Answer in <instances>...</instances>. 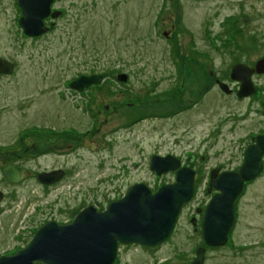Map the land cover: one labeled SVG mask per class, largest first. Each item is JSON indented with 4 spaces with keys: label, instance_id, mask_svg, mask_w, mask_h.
Instances as JSON below:
<instances>
[{
    "label": "rangeland",
    "instance_id": "1",
    "mask_svg": "<svg viewBox=\"0 0 264 264\" xmlns=\"http://www.w3.org/2000/svg\"><path fill=\"white\" fill-rule=\"evenodd\" d=\"M59 8L63 13L53 27L29 40L17 24L20 14L15 1L0 0V53L16 62L12 79L36 80L43 90L46 84L58 82L61 93V82L67 77L125 73L123 96L108 89L105 99L117 104L115 98L127 101L136 96L140 108L135 115L174 105L175 92L170 93L168 86L169 74L175 71L173 61L188 65L200 60V50L210 48L214 62L254 60L264 54V39L259 36L264 32V0H57L54 9ZM182 77L178 83L185 87L188 100L195 94L196 81L188 71ZM51 97L34 92L28 116L42 104L43 113L56 116L60 129L71 126L74 137L89 133L79 141L74 138L72 144L82 148L68 155L69 176L50 185L48 192L32 179L12 184L0 181V255L24 245L46 221L69 222L87 205L104 209L133 183H144L155 191L173 182V172L156 176L148 169L150 155L173 154L183 159L194 154L192 169L197 155L204 156L206 167L219 160L233 168L242 160L245 147L236 138L242 134L244 121L235 123L233 134L222 126L216 139L201 147L196 121L200 109L196 107L173 121L142 117L124 130L118 125L126 121L125 113L132 116L133 112L99 116L93 106L84 112L76 95L59 103ZM16 102L15 97L0 100L8 107L11 104L10 114L16 113ZM232 106L235 113L243 109L237 103ZM225 110L221 106L218 112ZM53 157L38 161L35 169L64 165ZM201 169L194 181V195L182 205L169 235L150 247L118 244L112 264H188L193 259L195 248L203 245L196 226L201 209L214 193L208 191V177ZM233 212L234 229L226 243L205 246L203 264H264V175L245 186Z\"/></svg>",
    "mask_w": 264,
    "mask_h": 264
},
{
    "label": "flooded vegetation",
    "instance_id": "2",
    "mask_svg": "<svg viewBox=\"0 0 264 264\" xmlns=\"http://www.w3.org/2000/svg\"><path fill=\"white\" fill-rule=\"evenodd\" d=\"M14 1L16 4V0ZM56 1L57 0H52L50 4V12L56 11V15L53 18L48 15L42 20L43 27L46 29L37 36H27L23 34L20 28L23 36L29 40H34L41 37L45 31L53 27L55 19L59 18L63 13L61 8L54 9ZM46 23H48V26H46ZM259 36L264 39V32L259 33ZM212 47L214 48L215 46ZM210 49L200 50L198 52L200 60L192 61L188 65L186 62H172V64L175 65V71L171 72L168 77L169 92H175V95L171 97L174 100V105L172 107L167 108L165 111H155V108H153L151 113H141L139 115L134 114V111L140 108L139 102L135 100L136 96L127 101L121 98L126 89L125 81L127 75L125 73L126 77L124 80L119 79L118 74L120 73L116 72L115 74L112 73L111 76H101L97 83L89 84L80 89L73 88L71 84L75 82L79 76H89L91 74H79L78 76L67 77L61 82L62 92L59 93L58 90L60 87L58 86V82L46 84V89L44 88L45 90H43V87L40 85L41 83H37L36 80L27 81L21 78L12 79V75L15 74L18 69L16 62L8 56H5V54L0 53V100L5 102V100L11 101L13 97L17 99V102L14 104L16 113L11 112L10 114L11 104L9 107L8 104H0V181H6L12 184L22 180L32 179L38 183L44 193L48 192L50 185L61 182L64 178L69 176V168L66 167L68 155L73 153L74 149L77 147L82 148L79 143L76 145L72 144L74 138L79 141L82 136L89 133V131L82 132L79 136L74 137L71 126H68L66 129H60L56 116L53 118L47 112L43 113L42 104H39L38 108H34L35 110L32 111L33 114L28 116L27 107H29L32 102L31 99L34 92L52 97L54 95L58 103L59 101L65 102L69 97H74L76 95L80 103L79 106L84 112H90L91 108L96 107L95 113L99 116L110 113L123 112L124 114L127 111L133 112L134 115L132 116L125 113L126 121L118 125L119 128H123L124 130L126 128L129 129L130 125L137 123L142 117L148 116L152 119L163 118L173 121L178 117H184L188 111L196 107L200 109L196 118L198 130L201 131L198 146L206 147V144L210 145L209 142L216 139L214 136L220 132L222 126H227L230 133L233 134L232 132L235 131L234 129L236 127L235 123L238 121H244V127L241 129L242 134L238 135L236 140L242 142L245 148L254 144L258 136L264 143V70L260 72L254 70L256 61L263 58L264 54L254 60L235 59L214 62L210 59ZM176 64H181L183 66L177 67ZM232 66L245 67L244 70L243 67H239L242 69L236 71L235 76L238 74L244 78L247 77V85L241 87V81L239 79H234L230 75V68ZM182 68L184 69L183 71L180 70ZM187 71L196 81L195 84L197 86L195 94L188 100H186L183 92L185 87L181 85V83H178V80H183L182 75ZM113 85L114 87H112ZM108 89H114L116 92L114 95H121L120 98L114 99L119 100L117 104L106 102L105 98L107 97ZM238 93L244 95H239ZM225 101H230L231 104L228 106ZM234 103L240 104V106H243V109L235 113L234 107L232 106ZM221 106L225 107L226 110L222 112V114H219L218 110ZM102 121H106V118H103ZM202 132L204 134H202ZM50 155L55 156L53 157L56 160L55 162L62 161L64 165L50 167L48 169H35L36 165L39 164L38 161L50 159ZM190 157L191 161L187 163L186 160ZM195 157L196 155L192 154L186 155L183 159L176 158L179 159V166H187L192 169L193 165H195V161H193ZM203 160V155H197L196 167L194 166V169H192L194 171V181L199 177L201 168V171L203 170V176L209 179L212 170H215V174H218L223 171L236 170L241 164L240 162L239 165L228 168L227 163L215 160L210 166L206 167V165H202V163H204ZM260 160V172L251 181L245 183L244 188L252 181L264 175V153L261 155ZM5 164L12 165L18 171V177H16L17 180L15 182H9L3 176L2 167ZM54 170L61 173V177L57 181L52 184H42L38 182L37 174ZM172 174L174 176V172ZM74 183L75 182H72V184ZM69 188L71 189L72 185L69 184ZM2 196V192L0 191V200ZM203 210L204 209H201V217ZM2 211L3 210L0 209V212ZM199 211L198 209V214ZM196 226L200 229V221ZM233 229L234 225H232L230 232H232ZM27 242H25V244ZM21 247H18V249ZM9 254L12 253L4 255ZM116 257L117 251L114 260L117 259Z\"/></svg>",
    "mask_w": 264,
    "mask_h": 264
},
{
    "label": "water",
    "instance_id": "3",
    "mask_svg": "<svg viewBox=\"0 0 264 264\" xmlns=\"http://www.w3.org/2000/svg\"><path fill=\"white\" fill-rule=\"evenodd\" d=\"M52 0H16L20 9L17 20L23 34L37 36L46 28L42 20L50 12ZM239 67L232 66L230 75L247 85L248 78L235 76ZM245 67H243L244 70ZM254 70H264V57L256 61ZM99 74L81 75L71 84L80 89L97 83ZM125 74H118L124 80ZM239 94V93H238ZM244 95V94H239ZM264 143L258 136L255 143L246 147L241 164L236 170L215 174L212 170L207 181L209 189L215 190L206 203L200 220L202 244L194 250L188 264H203L205 246H220L226 243L227 235L235 221L233 204L241 194L244 184L251 181L261 170V155ZM191 157L186 160L190 162ZM179 159L167 154L151 155L148 169L156 176L174 172L173 182L160 185L155 191L141 182L130 185L118 199L108 202L102 210L92 205L81 208L66 223L53 220L40 225L28 242L9 255H0V264H112L117 244L136 243L150 247L161 243L171 232L181 206L193 193L194 171L179 166ZM2 174L9 182H15L18 171L5 164ZM61 177L59 171L37 174L38 182L52 184Z\"/></svg>",
    "mask_w": 264,
    "mask_h": 264
},
{
    "label": "trees",
    "instance_id": "4",
    "mask_svg": "<svg viewBox=\"0 0 264 264\" xmlns=\"http://www.w3.org/2000/svg\"><path fill=\"white\" fill-rule=\"evenodd\" d=\"M18 248V247H17ZM116 261V260H115Z\"/></svg>",
    "mask_w": 264,
    "mask_h": 264
}]
</instances>
